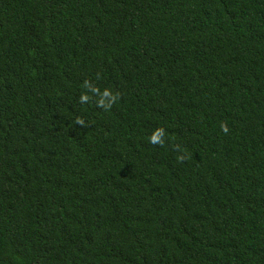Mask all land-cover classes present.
Segmentation results:
<instances>
[{"label":"trees","instance_id":"obj_1","mask_svg":"<svg viewBox=\"0 0 264 264\" xmlns=\"http://www.w3.org/2000/svg\"><path fill=\"white\" fill-rule=\"evenodd\" d=\"M0 264H264V0H0Z\"/></svg>","mask_w":264,"mask_h":264},{"label":"clouds","instance_id":"obj_2","mask_svg":"<svg viewBox=\"0 0 264 264\" xmlns=\"http://www.w3.org/2000/svg\"><path fill=\"white\" fill-rule=\"evenodd\" d=\"M153 139H155V137Z\"/></svg>","mask_w":264,"mask_h":264}]
</instances>
